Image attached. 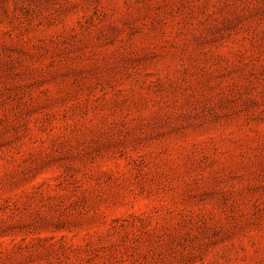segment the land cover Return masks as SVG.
<instances>
[{
	"label": "rangeland",
	"instance_id": "obj_1",
	"mask_svg": "<svg viewBox=\"0 0 264 264\" xmlns=\"http://www.w3.org/2000/svg\"><path fill=\"white\" fill-rule=\"evenodd\" d=\"M0 264H264V0H0Z\"/></svg>",
	"mask_w": 264,
	"mask_h": 264
}]
</instances>
